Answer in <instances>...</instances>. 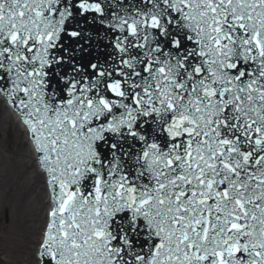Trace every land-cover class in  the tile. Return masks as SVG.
<instances>
[{"label":"snow or ice","instance_id":"6c2138e0","mask_svg":"<svg viewBox=\"0 0 264 264\" xmlns=\"http://www.w3.org/2000/svg\"><path fill=\"white\" fill-rule=\"evenodd\" d=\"M0 115L24 264H264V0H0Z\"/></svg>","mask_w":264,"mask_h":264},{"label":"bare ground","instance_id":"6f19581e","mask_svg":"<svg viewBox=\"0 0 264 264\" xmlns=\"http://www.w3.org/2000/svg\"><path fill=\"white\" fill-rule=\"evenodd\" d=\"M9 132V133H8ZM10 132L20 148L11 146ZM25 138L14 120L0 115V260L3 264H24L27 249L40 222L38 193L28 169Z\"/></svg>","mask_w":264,"mask_h":264},{"label":"rangeland","instance_id":"374dc122","mask_svg":"<svg viewBox=\"0 0 264 264\" xmlns=\"http://www.w3.org/2000/svg\"><path fill=\"white\" fill-rule=\"evenodd\" d=\"M9 133V132H8ZM8 137H9V139H11V146L15 149V148H20L19 146H20V142H19V140L17 139V136L15 135V136H13V133L12 132H10V135H8ZM6 219L7 218H5V217H2L1 219H0V224H4V223H6L5 221H6ZM0 264H3L2 262H1V260H0Z\"/></svg>","mask_w":264,"mask_h":264}]
</instances>
